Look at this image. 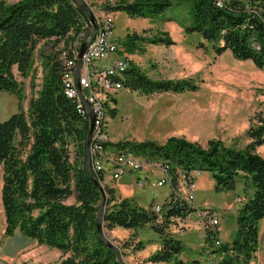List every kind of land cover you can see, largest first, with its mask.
<instances>
[{"label":"trees","instance_id":"16d2710c","mask_svg":"<svg viewBox=\"0 0 264 264\" xmlns=\"http://www.w3.org/2000/svg\"><path fill=\"white\" fill-rule=\"evenodd\" d=\"M185 1L189 2L191 13L187 31L199 32L212 43L216 54L229 49L236 59L251 60L264 69V0ZM171 5L172 0H122L107 5L105 10L153 19L161 17ZM89 23L75 0H19L0 4V92L20 96L13 67L21 76H28L40 40H52L53 45L64 40L66 45ZM140 40L173 44L166 33ZM134 41L135 34L127 35L125 46L129 49ZM56 54L41 56V88L29 99L26 111L19 106L18 112L0 120L2 238L19 229L39 244L70 253L57 263L23 264H119L115 252L103 244L96 229L103 197L85 168L89 121L78 111L76 99L63 93V64L56 60ZM120 80L125 88L146 94L196 89L191 79H152L133 64L124 70ZM108 111L112 116L115 114L114 108ZM248 135L251 141L244 150L226 148L215 139L208 140L203 147L175 136L161 144L150 140L108 142L105 149L130 151L145 160L161 162L171 190L157 212L152 204L145 208L126 198L116 202L113 189L105 187L104 228L135 230L150 225L160 234L161 247L144 262L169 264L183 247L167 232L169 222L194 210L192 204L175 194L179 170L187 175L195 169L210 172L216 191L234 190L237 179L242 178L251 182L253 190L245 193L237 211L235 238L223 248L231 252L235 264H251L257 247L258 222L264 217V158L255 152L256 146L264 143L262 118L250 126ZM70 147L75 152L72 159ZM97 175L102 178V172ZM71 196L74 204H66L65 200ZM211 233L215 232H209V237ZM134 248L141 249L142 243L138 242ZM174 264L199 263L176 260Z\"/></svg>","mask_w":264,"mask_h":264},{"label":"rangeland","instance_id":"374dc122","mask_svg":"<svg viewBox=\"0 0 264 264\" xmlns=\"http://www.w3.org/2000/svg\"><path fill=\"white\" fill-rule=\"evenodd\" d=\"M17 1L19 0H0V4L8 5ZM84 1L94 14V18L96 13L103 11L104 18L111 23L116 48L110 54L111 62L123 58L128 66L136 65L152 79H191L196 85L193 91L185 90L179 93L167 91L154 94L132 91L123 85L120 89H112V92L102 94L106 110L104 130L107 141L104 143V148L109 147L108 142L115 144L120 141L150 140L161 144L172 136L183 137L203 147H206L208 140L215 139L226 148L236 150L246 148L251 141L248 135L250 126L258 124L261 118L264 120V69L255 66L251 60L236 59L229 49L216 54L212 43L204 40L199 32L187 31L186 26L191 21V13L190 4L185 0H172V5L162 16L153 19L130 17L123 11L105 10L110 2L118 3L122 0ZM220 1L222 3L223 0ZM162 18L168 20H161ZM85 28L88 29L85 34L87 46V39L93 37L96 29L88 35L93 26L89 23ZM164 33L169 35L173 44L169 46L149 44L140 40ZM131 34H135V43H132L128 49L125 42L127 35ZM78 36L76 35L72 41ZM68 44L65 45L64 40L54 45L52 40H40L35 47L34 60L28 76H21L16 67H13V73L20 84V96L7 91L0 92V120H5L11 114L18 112L19 106L26 111L29 99L35 97L41 88L43 77L41 56L57 53L56 60L64 63L59 56L63 47ZM79 54L78 62L81 58ZM82 100L88 104L83 98L76 99L89 121L88 110ZM108 108H114L113 116ZM89 145L87 150L91 168L104 192L105 187L112 188L116 202L126 198L145 208L150 204L154 209L157 205L161 207L171 190L169 177L166 185H155V182L165 175L161 162L148 161L139 156L144 160L141 171L127 173L118 180H112L105 168H94ZM73 149L70 147L71 159L75 157ZM113 150L108 148L105 152L108 156L119 153ZM255 152L264 158V143L256 146ZM102 165L106 167L108 163L103 162ZM144 170L149 174H145ZM100 172L102 178L99 179L97 174ZM178 175L175 193L192 204L194 210L184 218H172L169 222L167 232L178 239L183 246L177 257L169 264H174L176 260H182L184 263L196 260L199 264H235L231 252L224 250L223 247L235 238L238 206H241L245 193L252 192L251 182L238 178L234 190L216 191L212 174L208 171H200V174L195 176L194 187L190 189L184 178L187 174L179 170ZM122 182L130 183L128 189H123L120 184ZM1 184L0 166V187ZM236 196L243 199L240 201ZM74 202V196L65 200L66 204H74ZM209 209L216 211L218 216V224L213 230L208 228L210 223L204 219L203 214ZM0 221L3 233L4 220L1 216ZM102 227L103 236L117 247L124 264H152L145 263L144 259L161 247L160 234L150 225L135 230L119 226L106 229L102 221ZM15 232V236L13 234L9 238H0V264L57 263L70 255L69 252L64 253L56 248L39 244L35 239L22 234L19 229H15ZM209 232L215 233H211L212 236L209 237ZM138 242L142 243V248L139 250L134 248ZM251 264H264V217L258 222L257 247Z\"/></svg>","mask_w":264,"mask_h":264},{"label":"built area","instance_id":"2783aa9c","mask_svg":"<svg viewBox=\"0 0 264 264\" xmlns=\"http://www.w3.org/2000/svg\"><path fill=\"white\" fill-rule=\"evenodd\" d=\"M113 2H110L112 4ZM220 4V1L219 3ZM103 11L95 14L96 31L91 39H87V46L80 58V67H78L79 47L83 37L87 33V28L79 32L78 38L63 47L60 60L62 59L63 71L61 75L63 93L73 99L81 98V91L88 89L89 95L84 99L87 100L92 113L94 115V127L90 141V154L94 168H105L112 180H118L128 172H138L142 170L143 159L130 151H121L118 154H106L104 143L107 141L104 130L106 110L102 101V94L120 89L123 86L120 77L124 70L128 67V63L119 58L110 61V54L115 51V43L113 42V31L111 23L104 17ZM79 112L85 115V111L78 103ZM107 162L108 165L103 167L102 163ZM95 170V169H94ZM164 177L155 182L156 186L166 185L168 183V175L165 169ZM199 170H194L191 174L185 175L187 187H194L195 176L199 175ZM154 185V183H153ZM176 194V193H175ZM155 211H160L159 205L155 206ZM210 210V209H209ZM205 211L204 219L210 223L209 229H215L218 224V216L216 211ZM218 244V242H216Z\"/></svg>","mask_w":264,"mask_h":264},{"label":"water","instance_id":"95a60500","mask_svg":"<svg viewBox=\"0 0 264 264\" xmlns=\"http://www.w3.org/2000/svg\"><path fill=\"white\" fill-rule=\"evenodd\" d=\"M75 1L78 4V6L85 12L89 22L93 26V29L88 32V35H91L96 29L94 14L88 8V6H87V4L85 3L84 0H75ZM86 37L87 36L84 37L82 45L80 47L79 57L81 56V54L83 53V51H84V49L86 47ZM79 67H80V61L78 62L77 70L79 69ZM83 95H85L86 97L89 95V92H88L87 89H83ZM80 97L84 99V96L81 95ZM82 102L85 105L86 109L88 110V115H89V130H88L87 140H86V147L88 148V145H89V142H90V137H91V134H92V129H93V126H94V116H93V113H92L89 105L83 100H82ZM85 168H86V171H87L88 175L90 176V178L92 179V181L96 185V187L99 189V191L101 192L102 197H103L102 203H101L100 208H99V213H98V216L96 218V228H97L99 237H100L101 241L103 242V244L106 247L112 249L115 252L116 259H117L118 263L119 264H124V262L121 260V257H120V254H119V251H118L117 247L114 246L113 244H111L103 236V232H102L103 231V227H102V219L101 218H102L103 208H104V205L106 203L105 192H104L101 184L99 183V181L96 179V177L93 174V170H92L91 164H90V158H89L88 150H87L86 158H85Z\"/></svg>","mask_w":264,"mask_h":264},{"label":"crops","instance_id":"0c3cea01","mask_svg":"<svg viewBox=\"0 0 264 264\" xmlns=\"http://www.w3.org/2000/svg\"><path fill=\"white\" fill-rule=\"evenodd\" d=\"M148 170V169H147ZM150 172V171H149ZM131 173H133V172H128V174H131ZM144 173L145 174H149L148 172H146L145 170H144ZM151 173V172H150ZM138 179V177H136V179L135 180H137ZM140 183V182H139ZM121 185H122V187H123V189H128V187H129V185H130V183H126V182H122V183H120ZM236 198L237 199H239L240 201L243 199V198H241V197H239L238 198V196H236ZM154 203V202H153ZM240 204V203H239ZM209 207V206H208ZM240 206H238V208H239ZM211 208V207H210ZM213 209V208H212ZM0 216H1V218H2V220H3V215H2V209H1V206H0ZM1 221H0V238H2V232H1ZM219 234H220V222H219V226H218V236H219ZM16 235V232L14 233V235L13 236H15ZM204 237H205V234H204ZM7 238H9V237H7ZM0 242H1V239H0ZM6 242V241H5ZM4 242V243H5ZM1 246V245H0Z\"/></svg>","mask_w":264,"mask_h":264}]
</instances>
